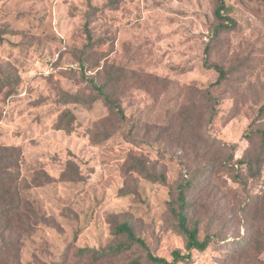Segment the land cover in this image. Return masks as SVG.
Here are the masks:
<instances>
[{"label": "rangeland", "instance_id": "rangeland-1", "mask_svg": "<svg viewBox=\"0 0 264 264\" xmlns=\"http://www.w3.org/2000/svg\"><path fill=\"white\" fill-rule=\"evenodd\" d=\"M224 1L234 25L215 33L217 0H0V74L12 81L0 92V144L21 148L22 194L45 219L21 236L23 264L125 241L114 232L122 221L153 255L185 252L169 203L204 152L233 159L201 173L189 218L200 239L222 241L176 264H264V249L234 258L229 245L246 233L243 203L264 191V162L253 176L240 163L264 130V0ZM215 66L226 78L210 89L208 121ZM89 78L106 84L124 118ZM186 109L195 124L180 131ZM133 258H146L136 243L112 264Z\"/></svg>", "mask_w": 264, "mask_h": 264}, {"label": "trees", "instance_id": "trees-1", "mask_svg": "<svg viewBox=\"0 0 264 264\" xmlns=\"http://www.w3.org/2000/svg\"><path fill=\"white\" fill-rule=\"evenodd\" d=\"M213 15L217 21L214 30L215 33L229 29L234 25V21L229 16L228 6L224 0H217L213 9ZM91 44V35L88 34L86 47H91ZM215 69L218 72V77L204 91L207 109L209 111L208 121H212L216 115L217 112L214 105L218 102L217 98L211 94L210 89L216 85H220L226 78V71L221 66H215ZM10 79L9 72L0 74V92L5 85L12 86ZM88 82L94 87L97 95L102 97L110 110L115 112L119 118H124L119 100L105 90L106 84H96L92 78H89ZM12 91L9 90L7 93H11ZM191 112V109H186L179 115V119L181 120L179 125L180 131L191 130L193 128L195 123L190 115ZM58 128L69 130L67 126L61 124L58 125ZM260 134L261 144L257 150L254 152L252 150L247 151L243 159L240 160V163L246 166L247 172L251 176L258 174L259 168L264 162V130H261ZM159 135H161V131ZM207 144L213 146L214 139H211V142ZM221 147L233 148L232 145L224 143ZM202 155L204 165L190 170L189 176L176 185V195L169 203L170 211L175 219V229L185 239V252H182L180 249L173 250L171 252V260L153 255L149 251L145 241L135 236L131 226L127 222L122 221L114 226V232L123 235L125 241H119L99 249L81 247L78 249V258L76 260L69 262L64 257L59 261H54L49 264H112V260L118 257L133 243L138 244L146 251L145 262L142 263L138 258H133L124 264H176L178 261L189 259L193 249L204 251L212 242H221L222 239L217 234L216 236L211 233H206L200 239L198 236L197 222L193 219L190 220L189 211L194 206L193 194L205 182V177L201 175L204 169L211 172L217 166L218 162L219 164L226 163V161L233 159V156L229 154L219 161L218 158L209 156L208 152H204ZM22 156L20 147L0 144V264H23L19 256L21 236L31 233L36 226L45 222L44 215L40 212L39 208L33 205L31 200L22 194L23 190L30 187L25 180H22L20 175ZM140 170L148 178L165 180L163 174H155L152 171H148L143 165H140ZM34 184H37V182H34ZM242 209L246 233L239 239H233L229 243L231 255L234 258H239L247 252L254 256L264 249V191L260 194L249 196L243 203Z\"/></svg>", "mask_w": 264, "mask_h": 264}]
</instances>
